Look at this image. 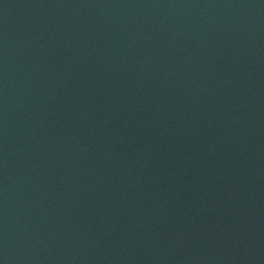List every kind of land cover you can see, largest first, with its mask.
I'll use <instances>...</instances> for the list:
<instances>
[{
	"label": "water",
	"instance_id": "obj_1",
	"mask_svg": "<svg viewBox=\"0 0 264 264\" xmlns=\"http://www.w3.org/2000/svg\"><path fill=\"white\" fill-rule=\"evenodd\" d=\"M0 264H264V0H0Z\"/></svg>",
	"mask_w": 264,
	"mask_h": 264
}]
</instances>
